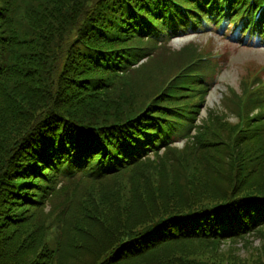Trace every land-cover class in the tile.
I'll return each mask as SVG.
<instances>
[{
    "label": "trees",
    "instance_id": "16d2710c",
    "mask_svg": "<svg viewBox=\"0 0 264 264\" xmlns=\"http://www.w3.org/2000/svg\"><path fill=\"white\" fill-rule=\"evenodd\" d=\"M261 1L0 0V264H264V102L228 91L222 117L260 109L253 135L212 112L176 149L166 121L196 107L147 89L146 66L126 72L176 23L239 34ZM165 50L162 88L201 58ZM254 235L257 259L219 249Z\"/></svg>",
    "mask_w": 264,
    "mask_h": 264
},
{
    "label": "rangeland",
    "instance_id": "374dc122",
    "mask_svg": "<svg viewBox=\"0 0 264 264\" xmlns=\"http://www.w3.org/2000/svg\"><path fill=\"white\" fill-rule=\"evenodd\" d=\"M230 27V26H228ZM195 32H189L188 35L180 36L179 38L173 39L171 42V46H168L173 53L174 50H179L188 44H192L200 47H205L207 51H202L205 56L208 57H219L223 54L226 57L223 65L220 66L219 73L217 76L213 78L214 88L205 96L203 102L199 106V114L198 119H195V122L201 127L204 123V117L206 112L209 110H218L221 106V97L226 95L228 91H230L229 87H232L236 91H240V83L249 70L253 68H257L258 66H264V47H242L237 43H229L225 38L221 37L220 34L212 30H206L199 34H194ZM168 47H166L165 52H169ZM198 49V48H197ZM199 50V49H198ZM158 62L155 59L149 60V62L145 65L146 69H149V72L153 74V81L151 85H147V89H152L155 85H158L161 89L163 84V78L156 77V67L158 66ZM177 63H173V67L176 71H178L181 66H176ZM199 68V67H196ZM175 71H173L174 73ZM262 76L261 70H256V78H260ZM264 76V74H263ZM194 83V82H191ZM237 121V117L232 116L230 122L234 123ZM195 125V124H194ZM194 125L192 129L194 128ZM182 127V126H181ZM188 128V126H187ZM181 129V128H180ZM193 134V131H192ZM188 143V140L182 142L173 143L172 147L181 149L182 146ZM159 155L166 153L163 149L157 150ZM153 155V154H152ZM151 155V157H152ZM248 241H251L250 245H245L243 242L239 241L235 246L229 242H223L220 244L221 252H230L233 253L234 256L240 258L241 260H251L257 259L258 256L262 254L263 244L257 235L253 237H248ZM234 247L236 249H234ZM232 256L226 257L225 259L230 261Z\"/></svg>",
    "mask_w": 264,
    "mask_h": 264
}]
</instances>
